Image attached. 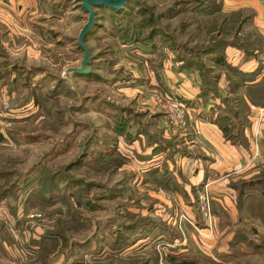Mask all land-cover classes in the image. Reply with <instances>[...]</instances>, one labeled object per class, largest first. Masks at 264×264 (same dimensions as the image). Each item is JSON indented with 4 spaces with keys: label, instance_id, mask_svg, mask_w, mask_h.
<instances>
[{
    "label": "rangeland",
    "instance_id": "rangeland-1",
    "mask_svg": "<svg viewBox=\"0 0 264 264\" xmlns=\"http://www.w3.org/2000/svg\"><path fill=\"white\" fill-rule=\"evenodd\" d=\"M38 1L35 26L0 29V264H264V134L257 165L228 181V199L208 194L209 219L198 210L205 185L191 198V219L186 199L166 192L172 182L145 171L146 146H130L139 135L150 142L153 112L169 127L179 110L186 116L171 87L177 71L196 72L200 88L203 78L239 76L226 61L236 51L264 63V30L247 0L94 6L88 72L70 81L64 73L79 67L87 13L80 0ZM198 238L212 244L202 249Z\"/></svg>",
    "mask_w": 264,
    "mask_h": 264
},
{
    "label": "crops",
    "instance_id": "crops-1",
    "mask_svg": "<svg viewBox=\"0 0 264 264\" xmlns=\"http://www.w3.org/2000/svg\"><path fill=\"white\" fill-rule=\"evenodd\" d=\"M38 2V0H0V29L6 27L16 33L20 29L30 28L32 24L35 26L34 22L43 16L40 13L43 11L39 9ZM227 4L229 6L241 5L232 1ZM242 6L252 8L255 26L264 30V0H247ZM21 24L23 28H20ZM229 59L231 58L226 60L227 63L232 67H237L240 74L238 77L233 76L230 80H219L215 83V87L221 98L229 102L228 107L234 112L233 119L231 118L234 123H237L235 120L239 118L237 103L244 106L245 115L251 116L252 119L246 116V126H239L241 129L239 138L244 142L240 139L230 141L223 138L218 125L214 122L216 113L214 110L211 111L216 100L209 98L210 100L204 101L198 97L200 88L194 71L187 75L177 71L175 75L177 78L172 79L173 93L176 91L174 94L178 102H184L188 108L184 111L187 113L186 116H183L179 105L181 110L178 116L171 119L175 125L169 127L168 121H165L166 114L162 111L153 112L154 127L146 133L151 138L150 142L145 144L141 135H139L141 139L139 143L136 140L130 142V146H146L144 152L141 153L145 155L142 156V160H146L141 164L144 163L149 167L145 171L153 170L151 172L153 173L155 170L156 177L160 175L164 178L163 184L166 186H168L167 180L172 182L176 188L175 191L173 188V192L170 189L166 192L186 199L185 206L182 207L191 215V219H193L191 198L197 193V188L205 185L211 197L228 199L230 191L226 187L228 181L237 179L239 176L236 175L245 170L244 168H247L249 163H251L249 167L258 163L256 161L257 163L252 164L255 155L253 148L259 146V140L264 134V122L260 126L256 124L254 111L264 106V63L259 64L253 59L243 62L241 53L238 51L232 61ZM244 144H247L248 149ZM166 146H176V148L171 151ZM151 151L159 152V156L151 159ZM166 151L171 152L170 158H166ZM158 160H160L159 163L156 162ZM197 226H199L197 230L207 231L204 227L202 230L201 225ZM187 240L186 238L180 240L179 253L186 251ZM198 241L201 246L203 245L202 249L212 244L206 238H198Z\"/></svg>",
    "mask_w": 264,
    "mask_h": 264
},
{
    "label": "trees",
    "instance_id": "trees-1",
    "mask_svg": "<svg viewBox=\"0 0 264 264\" xmlns=\"http://www.w3.org/2000/svg\"><path fill=\"white\" fill-rule=\"evenodd\" d=\"M202 75H203V73H202ZM236 75H237V73H236ZM203 77H204V75H203ZM200 81L202 84L200 85L198 97H200L204 101L207 100L208 98L216 99L217 96L221 98V96L216 91L215 84H211L210 83L211 81L205 80V78H203V80H200ZM220 101H221L220 105H219L220 108H217L215 110L216 119L214 120V122L218 125L223 138L230 140V141H237L238 139H240L239 137H240L241 129H239L240 127H239L238 122L234 123L232 121L234 112L229 110L230 109L228 107L229 102H227V100L225 98H221ZM237 106H238L237 108H238V114H239V118L237 119V121H242V122H240V126L244 127L247 125V121L245 118L246 110H245L244 106L243 107L241 106L240 103H237ZM229 131L231 132V134ZM241 140L242 139H240V141ZM242 141L244 142V140H242ZM256 181H260V180L256 179V180H253L252 182H256ZM170 234H171V231H170ZM164 235L166 237L170 238V235H168L166 232L164 233ZM169 256L170 257L168 258V260H171V261L175 260V258L173 256H171V255H169ZM189 260L190 261L182 262L181 264H193V263H190L193 261L191 259H189Z\"/></svg>",
    "mask_w": 264,
    "mask_h": 264
},
{
    "label": "water",
    "instance_id": "water-1",
    "mask_svg": "<svg viewBox=\"0 0 264 264\" xmlns=\"http://www.w3.org/2000/svg\"><path fill=\"white\" fill-rule=\"evenodd\" d=\"M125 2L126 0H80L81 8L87 13L86 21L78 31V36L76 38L77 45L82 52V59L79 62L78 68H68L65 71L64 76L66 80L70 81L72 73L83 75L88 72L87 65L89 64L91 58L88 48L84 43V39L94 20L93 7L103 6L107 8H119Z\"/></svg>",
    "mask_w": 264,
    "mask_h": 264
},
{
    "label": "built area",
    "instance_id": "built-area-1",
    "mask_svg": "<svg viewBox=\"0 0 264 264\" xmlns=\"http://www.w3.org/2000/svg\"><path fill=\"white\" fill-rule=\"evenodd\" d=\"M258 114L260 116H264V109H259ZM198 210L203 218L209 219V196L206 190V186L203 192L198 196Z\"/></svg>",
    "mask_w": 264,
    "mask_h": 264
}]
</instances>
